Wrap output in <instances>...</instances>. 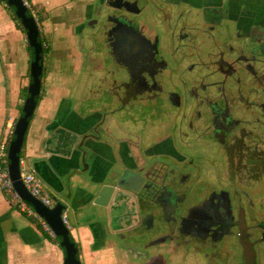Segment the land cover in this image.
I'll return each mask as SVG.
<instances>
[{
	"label": "flooded vegetation",
	"instance_id": "af4514ba",
	"mask_svg": "<svg viewBox=\"0 0 264 264\" xmlns=\"http://www.w3.org/2000/svg\"><path fill=\"white\" fill-rule=\"evenodd\" d=\"M245 1L95 0L87 20L94 127L124 126L94 130L96 160L139 186L123 236L147 264H264V4Z\"/></svg>",
	"mask_w": 264,
	"mask_h": 264
},
{
	"label": "crops",
	"instance_id": "0c3cea01",
	"mask_svg": "<svg viewBox=\"0 0 264 264\" xmlns=\"http://www.w3.org/2000/svg\"><path fill=\"white\" fill-rule=\"evenodd\" d=\"M32 2L46 14L41 28L50 52L45 61L44 93L26 133L25 163L36 169L45 188L68 208L70 231L80 243L82 264H147L139 248L123 236L134 218L132 204L121 201L125 193H118L111 207L93 200L100 186L97 182L108 176L111 151H103L99 164L96 152L89 153L87 164L80 154L83 135L79 129L92 132L99 120L98 107L86 99L95 91L99 72L93 30L87 23L95 0ZM82 29L88 34L83 42ZM32 59L26 32L6 1L0 0V140L21 114L26 99L22 89L32 80ZM105 125L115 138L124 133L122 124L108 120ZM60 240L0 190V264H65ZM148 264L158 262L152 258Z\"/></svg>",
	"mask_w": 264,
	"mask_h": 264
},
{
	"label": "water",
	"instance_id": "95a60500",
	"mask_svg": "<svg viewBox=\"0 0 264 264\" xmlns=\"http://www.w3.org/2000/svg\"><path fill=\"white\" fill-rule=\"evenodd\" d=\"M6 1L10 6L14 8L15 13L18 14V16L20 17L22 24L27 28V38L33 48L34 55L31 61L32 80L28 86L29 95L25 99L23 112L16 121L14 137L9 145L8 154L10 158V176L13 180L14 187L20 194V196L26 199L27 201L31 202L32 205L38 211V213L47 219V221L54 229L56 235L60 236V244L65 249V264H82L81 259L77 256L78 246L72 239L70 228L64 223L62 219V210L65 208V205L62 203V201L58 200L54 207L47 206L28 190L21 177L19 152L22 149V144L25 138L26 131L28 129L29 118L33 115L35 111V108L37 106V96L41 91L42 80L40 75L43 70L41 60L44 57V51L41 43L38 41L39 25L34 16L28 13V8L24 4L23 0ZM88 26H91L90 23H88ZM82 27L84 28L85 26ZM81 35V42H83L84 37L88 34L82 29ZM258 61L264 63V52L259 53ZM105 123L107 122L103 121L95 127L93 125L92 132L89 131V128L79 129L80 134L83 135V139L80 144V154L83 156L85 164L88 163L86 157L89 155V153L96 152L95 142L97 137H95L93 134L94 130L96 133H109L107 125H105ZM34 170L36 171L35 168ZM116 175L117 184L97 182L98 184H100V186L97 191V194H95L93 199L96 204L111 207L112 201L118 193H125L131 190H138L139 186L137 185V182L135 183L134 181H130L131 175H127L126 172H119ZM121 201L126 202L128 204L131 203L125 195H123ZM130 226L132 225H128L127 228H130Z\"/></svg>",
	"mask_w": 264,
	"mask_h": 264
},
{
	"label": "built area",
	"instance_id": "2783aa9c",
	"mask_svg": "<svg viewBox=\"0 0 264 264\" xmlns=\"http://www.w3.org/2000/svg\"><path fill=\"white\" fill-rule=\"evenodd\" d=\"M23 2L27 6V8L31 10V15L34 16L36 21H40L39 9L35 6L32 0H23ZM15 124L11 126V130L0 140V190L4 191L19 209L27 213L33 219L37 220L39 224L44 228V230H46L50 235L56 236L54 229L47 221V219L38 213L31 202L21 197L14 187L13 180L9 172L10 158L8 154V142L9 138L14 134ZM20 169L21 177L28 190L47 206L54 207L57 203V200L45 188L43 179L34 170V168L28 167L26 165L24 158H20ZM62 219L64 223L70 228L71 223L68 208H64L62 210Z\"/></svg>",
	"mask_w": 264,
	"mask_h": 264
},
{
	"label": "trees",
	"instance_id": "16d2710c",
	"mask_svg": "<svg viewBox=\"0 0 264 264\" xmlns=\"http://www.w3.org/2000/svg\"><path fill=\"white\" fill-rule=\"evenodd\" d=\"M4 1H6V0H4ZM6 3H7V1H6ZM7 5L13 10V14H14L15 18H16L17 21H18V25H19L20 27H22L23 30H24V31L26 32V34H27V28L22 24V22H21V20H20V17L18 16V14L15 13L14 8H13L12 6H10L8 3H7ZM28 13L31 14V10H30L29 8H28ZM45 15H46V14H44L41 10H39V19H40V21H37V23H38V25H39V37H38V41H39V42L41 43V45H42V48H43V51H44V57H43L42 60H41V64L43 65V70H42V73H41V75H40V76H41L42 83H41V91H40V93H39L38 96H37V105H38V102L40 101V99L42 98L43 93H44V80H45V77H46V74H47V70H48L45 61H46V58L48 57L49 52H50V44H49V42H48V40H47V38H46L44 32L42 31V28H41V20L45 17ZM28 44H29V47H30V49L32 50V53H33V48H32V46H31L29 40H28ZM33 57H34V55H33ZM31 68H32V66H31ZM22 95H23L25 98L29 95V88H28V87H25V88L22 89ZM24 103H25V101H24ZM24 103H23L22 106H21V114H22V112H23V106H24ZM36 107H37V106H36ZM35 109H36V108H35ZM34 112H35V111H34ZM21 114H20V115H21ZM33 115H34V113H33ZM33 115L29 118V123H30V121H31V119H32V117H33ZM17 119H18V118H17ZM28 126H29V125H28ZM27 130H28V129H27ZM26 133H27V131H26ZM13 137H14V134L9 138L8 146L10 145V142H11V140L13 139ZM25 144H26V134H25V138H24V141H23V144H22V149H21V151L19 152V156H20V158H23V157H24ZM71 236H72V235H71ZM55 237H57V238L60 240V236L56 235ZM72 239L74 240V242H75L76 245L78 246L77 256L80 258V247H81V246H80V243H79L77 240H75L73 236H72Z\"/></svg>",
	"mask_w": 264,
	"mask_h": 264
},
{
	"label": "rangeland",
	"instance_id": "374dc122",
	"mask_svg": "<svg viewBox=\"0 0 264 264\" xmlns=\"http://www.w3.org/2000/svg\"><path fill=\"white\" fill-rule=\"evenodd\" d=\"M80 76H81V74H80Z\"/></svg>",
	"mask_w": 264,
	"mask_h": 264
}]
</instances>
